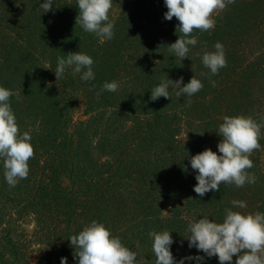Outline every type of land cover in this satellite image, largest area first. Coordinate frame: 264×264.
I'll list each match as a JSON object with an SVG mask.
<instances>
[{"label": "trees", "instance_id": "obj_1", "mask_svg": "<svg viewBox=\"0 0 264 264\" xmlns=\"http://www.w3.org/2000/svg\"><path fill=\"white\" fill-rule=\"evenodd\" d=\"M72 1L55 0L47 13L40 8L43 0L0 1V86L14 93L11 107L34 146L27 179L16 188L2 184L0 264H60L61 257L76 264L68 239L94 220L138 251L139 264H155L149 233L163 230L172 232L177 259L203 255L188 247L190 222L209 216L222 223L233 200L247 203L246 209L234 211L264 213V129L261 149L250 154L254 167L247 169L256 177L254 184L236 188L221 183L220 190L199 197L189 163L190 156L205 149L217 151L222 138L216 131L224 116L264 122V0H234L214 12L215 28L194 30L198 43L183 60L168 49L182 34L176 31L175 17L164 19V0H122L115 36L104 43L77 25L79 10ZM217 41L224 45L227 66L211 75L201 57ZM78 51L94 59L95 80L84 82L71 69L58 81L48 78L58 57ZM42 59L47 63L37 64ZM48 64L49 71L44 69ZM194 75L204 87L192 97L178 98L173 92L171 99H150L162 78L182 76L187 83ZM113 80L120 82L117 92L100 91ZM68 101L85 106L86 118L79 124ZM51 111L57 116L49 115ZM93 132L99 134L97 143ZM121 164L129 165L130 178L139 180L143 190L131 193V200L144 207L138 209L144 219L134 226L124 221L122 202L104 184L110 168L113 175L122 172ZM152 193L158 196L147 204L141 197ZM26 215L35 222L33 234L21 229ZM36 244L45 246L39 249L42 259L33 262ZM204 264L219 261L206 258Z\"/></svg>", "mask_w": 264, "mask_h": 264}, {"label": "clouds", "instance_id": "obj_2", "mask_svg": "<svg viewBox=\"0 0 264 264\" xmlns=\"http://www.w3.org/2000/svg\"><path fill=\"white\" fill-rule=\"evenodd\" d=\"M234 0H164L167 11L164 19L171 21L175 17L179 24V39L168 46L175 57L183 60L189 57L192 47L198 40L192 35L194 30L209 31L215 28L213 13L223 10ZM55 0H43L40 8L44 13L52 10ZM79 14L76 23L85 32L95 34L101 43L110 41L115 36V23L109 13L112 0H76ZM213 51H204L201 61L211 75H217L227 66L224 45L217 41ZM94 59L82 51L69 52L67 57H58L57 67L53 71L57 81L71 69L80 80H95ZM47 69V68H44ZM193 70L195 72L194 66ZM201 75H204L203 73ZM215 86V81H211ZM120 82H105L101 92H117ZM204 84L196 75L185 83L181 76L173 81L168 76L151 90L150 99L161 97L171 99V94L180 97H192ZM100 93H97L99 96ZM11 89L0 86V160L3 161L4 179L9 187H15L19 180L29 175V160L34 156L32 135L29 131L20 132L16 115L11 107ZM264 122H258L250 116H224L216 133L222 138L217 144V151L211 148L189 157L197 183L193 190L203 197L210 191L220 190L221 183L234 184L241 188L245 184H254L256 177L247 169L254 167L250 154L261 149ZM202 135V134H201ZM187 171V166H184ZM232 207L225 209L222 223H217L209 216H203L187 226L186 238L189 248H195L203 255H189L177 259L172 252L176 241L169 230L149 233L152 238V251L155 264H204L206 258H218L219 264H264V213H242L233 209H246L242 200L231 201ZM75 248L73 259L76 264H139V253L123 245L121 239L112 234L102 222L92 221L78 235L69 239ZM183 242H181V246ZM60 264H68L67 257H61Z\"/></svg>", "mask_w": 264, "mask_h": 264}, {"label": "rangeland", "instance_id": "obj_3", "mask_svg": "<svg viewBox=\"0 0 264 264\" xmlns=\"http://www.w3.org/2000/svg\"><path fill=\"white\" fill-rule=\"evenodd\" d=\"M0 1H2V0H0ZM73 1H75V0H73ZM121 2H122V0H112V8L110 10L109 17H110V20L114 21V23H115V20L117 21L120 18V15L122 13V11H120V10L123 7L124 0H123L122 4H121ZM0 3L2 4L3 2H0ZM146 48H148V45H147ZM136 52L137 51H134L133 54H135ZM46 55H49V54H46ZM46 63L47 62L45 60H43V59H42V61L37 60V64H39V65L46 64ZM45 67L47 68L48 71L51 69L49 64L46 65ZM55 77H56V75H55L54 72L48 73V78L49 79H54ZM61 103H62V107H63L64 101H59V104H61ZM72 103H75V104H72ZM68 104H69V107L71 105L70 108H71V111H72L74 123L75 124H79L82 120H84L86 118V116L83 115V111L85 110V106L81 102L68 101L67 105ZM55 109H56V111H60V107H55ZM56 111H51L49 115H51V113H52L53 114L52 117L53 116H57V114L55 113ZM14 113H15V111H14ZM108 116L109 115L107 114L106 117H108ZM49 118L51 119V117H49ZM103 119H105V116H103L102 120ZM17 123H18L20 132L23 133L24 132L23 130L26 129V124H20L19 122H17ZM100 131L103 133L104 127H102V129ZM93 135H97L95 138L92 139L93 142L97 143V141L99 139L98 138L99 134H94V132H93ZM29 167H31V164H29ZM121 167H122V172L121 173L117 172L116 175L112 174V168H110L111 176H106V177H109V179L107 181H105L104 184L106 185V188L109 191L113 192L114 197L118 201L122 202L119 205V208H120V213H121V215L124 218V221L129 223L130 225L134 224V223L138 224L139 221L144 219V216L141 215V213L138 211V209H144V207L141 204H137V203H135L134 201L131 200V199H133V197H135L131 193L133 191L139 190V187H140L141 193H143L141 182L139 180H137V178L135 176L134 177H135V179L137 180L138 183L135 180L130 178L131 174L129 172H131V170L129 169V165L128 164H121ZM114 169L118 170V166H115ZM132 171H133L134 174H136L135 170H132ZM3 183H6V181L4 179L3 161L0 160V192H3L2 191V184ZM15 188H13V189H15ZM150 195H151L150 197L143 196L141 198L142 199L144 198V202H147L148 200L150 202H153L156 199V197L158 196V195L156 196L153 193L150 194ZM3 196L4 195H2V194L0 195V197H3ZM150 202H147V204H149ZM141 203H143V200H141ZM152 209H158V208L153 205ZM166 211H167V209L165 210V213H166ZM163 213H164V211H163ZM17 217H19V215H17ZM131 226H134V225H131ZM21 227H22L21 229H23L22 231H23L24 234H25V232L27 234H33L34 230H35V222L30 216L26 215L21 220ZM135 227H137V226H135ZM24 230H25V232H24ZM44 246H45L44 244H38V245L36 244V245L33 246L34 253H32V255H31L32 256L31 258H32L33 262H37V261H40L42 259L43 253L41 251H39V249L43 248Z\"/></svg>", "mask_w": 264, "mask_h": 264}]
</instances>
